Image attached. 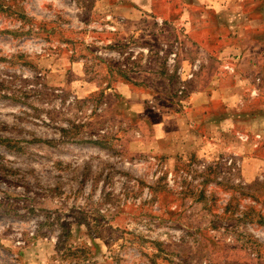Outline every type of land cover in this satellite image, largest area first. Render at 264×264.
Here are the masks:
<instances>
[{
	"label": "rangeland",
	"instance_id": "rangeland-1",
	"mask_svg": "<svg viewBox=\"0 0 264 264\" xmlns=\"http://www.w3.org/2000/svg\"><path fill=\"white\" fill-rule=\"evenodd\" d=\"M201 12L0 0V264H264V54L208 53L187 37ZM240 65L255 70L249 105L209 100L201 141L156 143L208 76Z\"/></svg>",
	"mask_w": 264,
	"mask_h": 264
},
{
	"label": "crops",
	"instance_id": "crops-1",
	"mask_svg": "<svg viewBox=\"0 0 264 264\" xmlns=\"http://www.w3.org/2000/svg\"><path fill=\"white\" fill-rule=\"evenodd\" d=\"M182 2H184L185 6L196 7L205 12L210 9H214L217 12V9H215L217 5L225 8L219 18H217V15L209 14V12L208 14L201 12L199 15L196 14L194 16L193 22L192 20L188 22L191 27L187 31L188 38H193L200 46H204L203 40H205V37L211 39L206 41L208 53L213 52L219 57L226 56L229 53L255 55L263 52L264 54V0H224L220 4H213L212 0H182ZM210 2H212V5ZM181 16L183 19L187 18L185 13ZM212 16L214 19H212ZM221 18H225L227 21L225 34L219 27L220 23H222ZM244 60L246 61V57H244ZM212 66H214V62L211 63V68ZM243 66L240 65L239 71L234 75L208 76L205 88H201L193 97V106L186 114L168 115L166 117L172 129L164 132L158 139L155 138L156 143L159 144L167 140L176 139L183 146L186 142L185 148H187L186 144L189 143L188 141L191 142L195 138L201 141L204 138L203 134H207L206 131L210 128L209 126L211 125L212 128L216 125L214 118L217 116L216 114L214 115V106L211 104L212 101L209 100L218 98L215 100H218L219 104L221 103V107L225 111L226 105L234 101L244 102L245 97L247 100H245L246 103L244 102V104L249 105V100L252 99L250 91L255 70H252L251 66ZM259 68L263 75V88L258 97L263 99V107H261L258 115L254 118H259L257 126L261 125V127H264V63ZM130 78L141 86L149 82L153 78V74L148 71L135 72ZM146 89L148 88H145V91L140 93L144 96V100L150 94L149 89ZM258 97L253 98L255 103L257 101L260 103V100H257L259 99ZM232 106H235V104ZM232 109L233 107L231 109L230 107L227 108L228 111ZM197 127H200L201 130L199 131Z\"/></svg>",
	"mask_w": 264,
	"mask_h": 264
},
{
	"label": "built area",
	"instance_id": "built-area-1",
	"mask_svg": "<svg viewBox=\"0 0 264 264\" xmlns=\"http://www.w3.org/2000/svg\"><path fill=\"white\" fill-rule=\"evenodd\" d=\"M177 56V54L175 53V52H173L172 54H171V60H174L175 59V57ZM227 68H230V69H232V67H229V66H227ZM193 76V73H191V74H189V77L191 78ZM185 88V86L183 85L182 86V89H181V91H179L180 93H182V90Z\"/></svg>",
	"mask_w": 264,
	"mask_h": 264
}]
</instances>
